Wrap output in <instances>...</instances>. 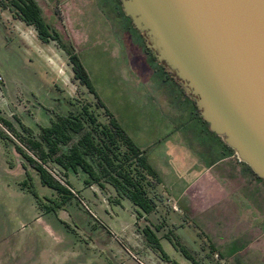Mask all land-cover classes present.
<instances>
[{
    "label": "rangeland",
    "instance_id": "1",
    "mask_svg": "<svg viewBox=\"0 0 264 264\" xmlns=\"http://www.w3.org/2000/svg\"><path fill=\"white\" fill-rule=\"evenodd\" d=\"M36 2L63 42L74 45L106 107L116 118L139 122L147 113L140 111L141 102L156 91V80L150 79L148 87L139 82L143 76L137 71L144 59L136 51L141 48L136 32L148 43L142 31L127 26V16L115 12L118 1ZM83 105L96 118L91 123L82 114L86 127L97 142H104L99 129L108 116L73 76L66 51L56 40L41 41L34 27L15 17L0 0V264H214L208 257L197 262L184 255L183 244L170 229L157 235L160 247L153 249L142 231L151 227V216H139L127 197L115 200L110 184L85 182L81 168H69L64 177L75 195L53 207L61 196L41 182L16 148L14 135L28 129L37 135L57 115L80 114ZM148 111L151 116L155 113ZM106 143L123 158L121 140ZM91 160L97 164L95 158ZM47 167L60 178L57 166L47 163Z\"/></svg>",
    "mask_w": 264,
    "mask_h": 264
},
{
    "label": "crops",
    "instance_id": "2",
    "mask_svg": "<svg viewBox=\"0 0 264 264\" xmlns=\"http://www.w3.org/2000/svg\"><path fill=\"white\" fill-rule=\"evenodd\" d=\"M139 38L135 49L150 68L137 71L139 82L148 87L155 79L156 91L141 102L147 113L139 122L116 119L156 173L151 227L159 237L172 230L197 262L264 264V178L212 128L184 83Z\"/></svg>",
    "mask_w": 264,
    "mask_h": 264
},
{
    "label": "water",
    "instance_id": "3",
    "mask_svg": "<svg viewBox=\"0 0 264 264\" xmlns=\"http://www.w3.org/2000/svg\"><path fill=\"white\" fill-rule=\"evenodd\" d=\"M157 59L264 178V0H120Z\"/></svg>",
    "mask_w": 264,
    "mask_h": 264
},
{
    "label": "trees",
    "instance_id": "4",
    "mask_svg": "<svg viewBox=\"0 0 264 264\" xmlns=\"http://www.w3.org/2000/svg\"><path fill=\"white\" fill-rule=\"evenodd\" d=\"M117 1L121 13L127 16L131 26L134 27L130 16L122 10L121 1ZM2 5L7 7L15 17L26 24L32 25L41 41L47 42L53 39L58 42L59 46L66 51L72 64L73 76L84 84L89 92L93 93L97 105L102 107L106 116H108V121L101 123L99 129L104 137V142H97L92 129L86 127V122L81 117L82 114H86L91 123H96V118L85 105L82 106L80 114L69 111L63 115H57L49 125L42 126L37 135L27 132L29 129L25 134H13L17 139V142L15 141L16 148L25 160L35 168L41 182L54 189L61 196V199L57 200L53 207L63 204L70 196L75 195L72 186L64 177L69 168L74 170L81 168L87 175L85 182L97 183L101 187L110 184L117 195L115 200L118 201L119 197L129 198L139 216L154 210L156 207V193L151 195L150 187L152 188L155 185L156 173L145 160L143 151L134 143L113 113L97 95L74 45L63 42L57 29L43 15L42 9L36 0H2ZM144 45L156 58L145 41ZM7 129L9 130V128ZM106 140L113 144L121 140L124 146L123 158H119V153H116L109 143H106ZM92 158L97 160L96 165L91 160ZM126 160L131 162L127 166ZM47 163H52L61 170L60 178L53 175L48 169ZM48 208L51 207L48 206ZM154 227L158 229L160 224H154ZM142 231L151 243L152 248L159 250V237L154 228L146 225ZM175 236L179 239L177 235ZM181 248L184 255L193 258L184 245Z\"/></svg>",
    "mask_w": 264,
    "mask_h": 264
},
{
    "label": "flooded vegetation",
    "instance_id": "5",
    "mask_svg": "<svg viewBox=\"0 0 264 264\" xmlns=\"http://www.w3.org/2000/svg\"><path fill=\"white\" fill-rule=\"evenodd\" d=\"M130 26H131V25H130ZM131 27H133V26H131ZM135 28H136V27H135ZM136 29H137V28H136ZM138 33H139L140 37H141L143 40H145V38H144L143 34L141 35V34H140V32H139V31H137V32H136V34L138 35ZM139 35H138V36H139Z\"/></svg>",
    "mask_w": 264,
    "mask_h": 264
},
{
    "label": "built area",
    "instance_id": "6",
    "mask_svg": "<svg viewBox=\"0 0 264 264\" xmlns=\"http://www.w3.org/2000/svg\"><path fill=\"white\" fill-rule=\"evenodd\" d=\"M239 158H240V157H239ZM213 256H214V258H216V259L219 258L218 253H216V252L213 254Z\"/></svg>",
    "mask_w": 264,
    "mask_h": 264
}]
</instances>
